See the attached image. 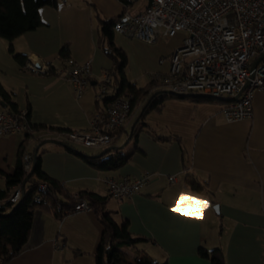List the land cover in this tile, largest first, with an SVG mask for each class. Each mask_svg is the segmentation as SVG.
<instances>
[{"label":"crops","instance_id":"obj_1","mask_svg":"<svg viewBox=\"0 0 264 264\" xmlns=\"http://www.w3.org/2000/svg\"><path fill=\"white\" fill-rule=\"evenodd\" d=\"M150 2L128 0L126 11L140 13ZM91 4L106 18L124 10L122 0H59L58 7L40 8L41 26L13 40L16 53L50 64L53 74L29 71L9 52L7 40L0 37V83L12 93L19 111L31 106V123L83 131L89 129L95 112L104 107V100L98 97L102 76L114 63L98 46V21ZM184 36L179 33L147 43L116 28L115 43L127 55L129 80L143 88L154 75L167 73L169 57ZM65 45L74 62H92L90 86L80 96L64 77L66 69L59 53ZM222 106L220 99L195 102L170 97L161 111L147 114L148 127L135 137L132 129L142 111L138 103L112 145L116 150L108 155L116 158L119 151L127 156L117 169L100 171L79 155L99 156L106 148L87 153L78 144L68 143L72 147H67L52 141H58L54 132L43 134L40 143L32 139L27 151L35 154L38 148L43 171L73 195L93 191L108 196L103 176L137 178L147 171L153 174L131 198H109L106 210L113 218L118 223L128 221L133 236L148 239L115 248L114 259L119 263L137 264L138 255L152 264H211L200 256V249L220 248L226 264H263L264 91L255 92L251 118L228 121ZM0 110L11 112L4 103H0ZM24 137H0V170L13 173ZM124 137L125 143L119 144ZM171 176L176 180L170 181ZM195 179L205 189L193 190L191 182ZM14 187L0 177V196L10 195ZM181 196L190 199L181 202ZM178 203L185 206L173 211ZM102 231L103 225L92 209L65 212L61 219L38 209L21 253L6 264H96L94 253ZM11 244L9 235L4 234L0 255ZM76 250L81 253L75 254Z\"/></svg>","mask_w":264,"mask_h":264},{"label":"built area","instance_id":"obj_2","mask_svg":"<svg viewBox=\"0 0 264 264\" xmlns=\"http://www.w3.org/2000/svg\"><path fill=\"white\" fill-rule=\"evenodd\" d=\"M119 28H123L128 36L147 43L183 32L181 44L169 57L168 72L152 77L156 87L173 95L201 94L220 99L228 121L252 117L255 92L264 91V57L251 78L253 63L264 55V0H151L140 13L126 11ZM67 63L69 67L64 70V77L80 96L90 86L92 62L80 64L69 59ZM26 68L33 73L46 74L50 66L44 61L29 59ZM110 84L111 75L106 71L99 98L108 95ZM131 98L132 95L125 92L114 95L92 116L89 129L55 132L57 140L84 147H110L122 134L132 113ZM33 132L26 119V110H0V137L11 134L26 137ZM33 164L34 155L27 152L23 158L24 171L30 173ZM152 176L147 171L137 178L103 176L101 181L108 196L123 201L140 193ZM169 179L175 181L176 177ZM40 187L52 194L46 183ZM24 191L23 185H16L6 201L16 204ZM36 199L46 200L41 194ZM4 203L5 200H0V207ZM85 209L90 207L82 201L68 212Z\"/></svg>","mask_w":264,"mask_h":264},{"label":"trees","instance_id":"obj_3","mask_svg":"<svg viewBox=\"0 0 264 264\" xmlns=\"http://www.w3.org/2000/svg\"><path fill=\"white\" fill-rule=\"evenodd\" d=\"M124 2V10L118 16L111 18L102 17L94 4H91L96 13L98 21V46L111 57L114 66L109 70L111 75V90L108 95L103 98V105L115 96L121 93H129L132 95V109L139 103L142 111L138 117L135 126L132 129L133 136L137 137L145 128L148 127L146 116L150 111H161L164 102L170 97L188 99L195 102L213 101L215 98L203 96L201 94L192 95H173L169 94L161 88L156 87L157 83L150 81L145 87H137L131 82L127 76L128 58L125 51L115 43V30L123 22V16L126 12L128 0ZM59 0H0V37L8 42V50L13 57L21 64L26 66L28 58L20 53H16L13 40L28 31H32L41 26L40 8L44 6L58 7ZM70 49L65 45L59 53V59L64 65V69L69 67L67 61L71 59ZM50 69L46 74H53L54 68L49 64ZM0 103L8 105L11 112H18L17 105L12 101V93L8 92L0 83ZM26 119L30 121L31 127L34 129L32 134H27L24 141L18 149L17 164L13 173H6L0 170V177L6 179L9 187L18 184L24 186V194L16 203L7 202L9 195L0 196V200L5 203L0 207V241L4 234L10 237L11 245L5 249L0 255V264H6L16 256H18L28 238L30 237L32 220L36 210L51 211L56 218L61 219L64 213L72 210L75 205L85 201L90 209H92L103 225V231L100 237L99 245L94 253L96 264H122L114 259V251L117 247L134 246L136 243L146 241L148 239L133 236L129 231L128 221L118 223L112 214L106 210L110 196H102L93 191H83L78 195L71 194L65 186L56 179L48 176L41 166V155H34L35 169L31 177L29 173L24 171L23 158L28 152L27 148L32 139L43 141L42 135L45 133H55L58 131H70L69 129H55L43 124L31 123V106L26 110ZM117 140L114 141V143ZM113 143V144H114ZM112 144V145H113ZM110 146L106 148V152L99 156L85 155L79 153L80 156L91 166L100 171H108L117 169L127 161V156L117 151L118 155H110V152L116 150V147ZM67 147H72L67 146ZM34 166V164H33ZM46 183L52 194L49 195L40 185ZM191 188L195 191L205 189V185L195 179L191 182ZM45 196L46 200H37L38 195ZM81 252L76 250L75 254ZM201 257L208 258L211 264H226L222 250L220 248L208 251L201 248L199 251ZM137 264H152L149 260H141L138 255L135 256ZM164 264H167L166 262Z\"/></svg>","mask_w":264,"mask_h":264},{"label":"water","instance_id":"obj_4","mask_svg":"<svg viewBox=\"0 0 264 264\" xmlns=\"http://www.w3.org/2000/svg\"><path fill=\"white\" fill-rule=\"evenodd\" d=\"M263 57H264V55L261 56V57H259L258 59H256L255 62L253 63L252 68H251V70H252L251 78L253 77L255 67L257 66V64L260 62V60H261ZM249 82H250V81H248L247 84H249ZM203 96H205V95H203ZM4 106L6 107V104H4ZM52 141L55 142V143L62 144V145H64V146H70L68 143L63 142V141H59V140H58V141H56V140H52ZM37 153H38V148L36 149L35 155H37ZM34 169H35V163H34V166H33L32 170H31V172L29 173L28 178L31 177V176L33 175V173H34ZM26 181H27V180H26ZM26 181H25V183H26ZM25 183L23 184V187L25 186Z\"/></svg>","mask_w":264,"mask_h":264},{"label":"rangeland","instance_id":"obj_5","mask_svg":"<svg viewBox=\"0 0 264 264\" xmlns=\"http://www.w3.org/2000/svg\"><path fill=\"white\" fill-rule=\"evenodd\" d=\"M143 2H144V0H143ZM179 33H183V32H179ZM179 33H178V34H179ZM144 80L147 81L148 78H144ZM151 81H153L152 77H151ZM139 84H141V82H140ZM141 85H142V84H141ZM125 141H126V137H124L123 139H121L120 142H119V144H124ZM78 148H79L80 150H83V151L87 152V153H88V152L90 153V152H95V151H97L96 148H93V147L78 146Z\"/></svg>","mask_w":264,"mask_h":264},{"label":"snow or ice","instance_id":"obj_6","mask_svg":"<svg viewBox=\"0 0 264 264\" xmlns=\"http://www.w3.org/2000/svg\"><path fill=\"white\" fill-rule=\"evenodd\" d=\"M189 199H190V198H188V197H186V196H181V197H180L181 202L186 201V200H189ZM199 204H200L201 207L204 206V202H203V201H200ZM182 206H185V205H183L182 203H178V204L176 205V207L173 209V211H179V210L181 209ZM193 215H197V214H193ZM197 218H198V216H197Z\"/></svg>","mask_w":264,"mask_h":264}]
</instances>
